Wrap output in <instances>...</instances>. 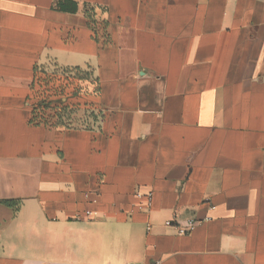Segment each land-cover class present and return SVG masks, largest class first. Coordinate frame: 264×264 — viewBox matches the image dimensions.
<instances>
[{
	"label": "crops",
	"instance_id": "0c3cea01",
	"mask_svg": "<svg viewBox=\"0 0 264 264\" xmlns=\"http://www.w3.org/2000/svg\"><path fill=\"white\" fill-rule=\"evenodd\" d=\"M70 1L0 0V264H264V0ZM57 68L89 127L31 122Z\"/></svg>",
	"mask_w": 264,
	"mask_h": 264
},
{
	"label": "trees",
	"instance_id": "16d2710c",
	"mask_svg": "<svg viewBox=\"0 0 264 264\" xmlns=\"http://www.w3.org/2000/svg\"><path fill=\"white\" fill-rule=\"evenodd\" d=\"M56 7L58 10L68 13H77L78 5L70 0H56ZM86 17L90 21V25L95 31V25L99 24L97 21V13L95 7L86 6ZM106 26L105 22H103ZM95 35V34H94ZM95 40L98 39L97 36L94 37ZM91 70H83L81 68H57L52 73H47L45 71H40L36 75V80L34 84L35 100L32 103L33 113H32V123L38 125H44L50 129L59 128H69L70 124L65 125L63 120V115L67 111L73 112V110L85 109V111H91V117L96 118L93 111L94 105L85 104H71L68 101L70 99H77L85 96H97L100 93V84L95 78ZM56 84V94L58 98L56 101L51 100L50 96V85ZM86 84V86H84ZM96 85L95 89L91 93H87L85 89L89 85ZM86 92V93H84ZM66 99V100H64ZM55 105V106H53ZM51 112H55L51 115ZM5 205L12 206L15 205L13 201H5Z\"/></svg>",
	"mask_w": 264,
	"mask_h": 264
},
{
	"label": "built area",
	"instance_id": "2783aa9c",
	"mask_svg": "<svg viewBox=\"0 0 264 264\" xmlns=\"http://www.w3.org/2000/svg\"><path fill=\"white\" fill-rule=\"evenodd\" d=\"M136 198L138 199L137 208L139 211H150L153 205V194L150 193H142L140 191L135 193ZM105 216V215H104ZM97 217V213L93 211L86 212L84 216H77V219L81 220L83 218L87 220H93ZM202 221L200 220H189L185 225L177 223L175 220H169L165 223L166 227L176 228L179 231V234L186 235L191 233L198 225H200ZM148 231L152 229L150 225H148ZM146 264H160V262H151Z\"/></svg>",
	"mask_w": 264,
	"mask_h": 264
},
{
	"label": "rangeland",
	"instance_id": "374dc122",
	"mask_svg": "<svg viewBox=\"0 0 264 264\" xmlns=\"http://www.w3.org/2000/svg\"><path fill=\"white\" fill-rule=\"evenodd\" d=\"M93 80H95V77L93 78ZM86 86V84L84 85ZM56 84H51L50 85V96H51V100L56 101L55 99L58 98L57 94H56ZM96 85H89L87 86L85 89V91L87 93H91L94 89H95ZM84 92V93H86ZM55 106V105H53ZM55 112H51V115H53ZM91 112H87L85 111V109L81 110H73V112L71 113V111H67V113L65 115H63V120L62 122L67 125L70 124V128H81V127H89L90 125H92V117L90 116Z\"/></svg>",
	"mask_w": 264,
	"mask_h": 264
}]
</instances>
